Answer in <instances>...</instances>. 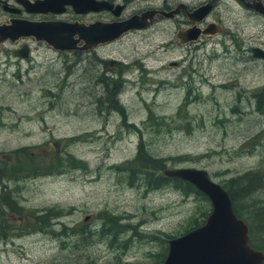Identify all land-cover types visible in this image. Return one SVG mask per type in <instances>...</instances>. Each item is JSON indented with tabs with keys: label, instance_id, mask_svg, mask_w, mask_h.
<instances>
[{
	"label": "rangeland",
	"instance_id": "obj_1",
	"mask_svg": "<svg viewBox=\"0 0 264 264\" xmlns=\"http://www.w3.org/2000/svg\"><path fill=\"white\" fill-rule=\"evenodd\" d=\"M162 1L135 0L132 5ZM236 3L215 2L210 17L223 30L195 49L175 46L176 20L161 18L147 30L98 49L96 59L86 54L83 61L73 56L63 61L39 45V55L31 51L33 60L21 63L18 77L0 64V161L11 162L12 150L21 147L38 156L40 165L53 166L60 157L50 173L16 181L15 197L24 211L9 214L15 228L0 240V264H154L166 243L164 233L180 231L190 215L206 209L205 201L183 196L171 185L144 189L116 172L112 165L132 157L138 134L121 125L115 105L123 106L126 121L142 127L150 154H187L164 168L201 167L217 182L253 170L258 187L245 201L262 197L264 103L258 109L254 94L264 97V57L252 55L250 48L264 50V17ZM30 61L40 64L25 72ZM115 67L121 73L114 83L93 85L97 75H109ZM147 108L163 123L142 125ZM66 153L83 164L66 161ZM45 206L63 209L51 219L53 232L30 229L23 216ZM103 210L119 215L129 230L122 229L111 242L93 235L77 249L73 235L57 231L62 224L97 231Z\"/></svg>",
	"mask_w": 264,
	"mask_h": 264
},
{
	"label": "water",
	"instance_id": "obj_2",
	"mask_svg": "<svg viewBox=\"0 0 264 264\" xmlns=\"http://www.w3.org/2000/svg\"><path fill=\"white\" fill-rule=\"evenodd\" d=\"M264 17L262 0H237ZM34 11L61 12L70 4L75 12L86 10H110L113 15L120 13L123 5L109 0H23ZM81 5V6H80ZM178 5L168 10L148 9L132 13L123 19L110 21L96 20L87 24L76 20L62 19L28 20L12 18L8 24H0V40L6 37L14 40L19 36H32L44 41L53 49H87L100 43L114 40L123 33L146 27L159 13L172 16ZM80 7H84L80 9ZM212 0L199 4L187 12L188 18L201 21L211 10ZM218 24L208 23L205 27L190 26L176 31L183 40L195 39L199 33L218 30ZM82 44H77L78 40ZM252 55L264 57V50L251 48ZM163 173L176 176L194 185L209 200L210 208L204 221L178 235L166 238V252L160 264H261L264 251L254 248L248 242L247 224L233 211L232 202L226 189L213 180L201 167L173 166L163 168Z\"/></svg>",
	"mask_w": 264,
	"mask_h": 264
},
{
	"label": "trees",
	"instance_id": "obj_3",
	"mask_svg": "<svg viewBox=\"0 0 264 264\" xmlns=\"http://www.w3.org/2000/svg\"><path fill=\"white\" fill-rule=\"evenodd\" d=\"M66 59L64 58L63 61ZM186 100L187 95L184 96L179 108L186 102ZM257 100V106H260L261 110V106L264 103V97L258 98ZM115 106H117L116 110L120 113L121 125H123L125 129L137 132L138 134L135 152L132 157L123 160L119 164L112 165L115 167L116 172L123 174V176L127 178L128 183H138L144 189H152L165 185H171L172 188L179 191L183 196H192V198L206 202V209H198L197 213L190 215L182 225V229L180 231H177L174 234L164 233L166 238L178 235L202 223L210 208V203L207 197L190 182L179 177L168 176L163 173V168L166 167L169 161L172 163L184 161L186 158H188L187 154L168 156H154L150 154L145 149L144 141L141 138L142 127L135 124L134 122L126 121L123 106ZM152 121L155 125H160L163 123L160 115L153 114L152 110L147 108L146 116L144 117L143 121H141V124L143 125L145 122L149 124ZM12 153L13 160L11 162L6 163L3 160L0 161V240L8 238L14 233L15 226H13L10 221H8L10 217L9 214L20 216L22 211H24V208L15 197L17 188V185L15 184L16 181L30 175L50 173L56 168L57 165H59L60 162L59 157L56 160V164L53 166L45 162L44 164L40 165L38 164L39 157L32 156V154L26 152V150L22 147L13 149ZM64 157V159L71 164H78V167L83 164L80 159L74 158L70 153H66ZM257 178H259V176L256 171L246 170L240 172L239 174L236 173L224 178L219 183L228 192L235 214L242 218L247 224L248 242L252 247L264 251V184L261 185L263 188L262 197H256V199L249 198L245 201L247 193L255 190L258 187L256 186V183H258ZM10 182H13L14 184H10ZM62 213L63 209L53 206H45L39 209L28 210L26 216L23 217L25 218V221L29 223L30 229H37L40 231L47 230L49 232H53V222L51 219L59 216ZM100 214L102 220L99 230L97 231L91 230L87 225H81L77 227L67 226L68 228H66L64 224H62L57 231H59V233H63L65 236L73 235V248L77 249L79 248L78 246L80 244H85L87 240L93 235L99 234L102 239L107 237L108 241L111 242L116 238L117 233L122 229L125 228L129 230L128 226H130V224L121 223L119 221V215L111 213L108 210H103L100 212ZM128 239L129 238L125 239L123 242ZM163 242H165V239ZM166 248V243H164L162 249L157 255V258L155 259L154 264L161 263L165 255ZM79 264L97 263L93 260H84ZM114 264L130 263L116 261ZM261 264H264V259Z\"/></svg>",
	"mask_w": 264,
	"mask_h": 264
},
{
	"label": "flooded vegetation",
	"instance_id": "obj_4",
	"mask_svg": "<svg viewBox=\"0 0 264 264\" xmlns=\"http://www.w3.org/2000/svg\"><path fill=\"white\" fill-rule=\"evenodd\" d=\"M29 1H32V0H29ZM109 1H112L114 3H121L123 5L118 15H113L111 11L107 9L86 10V11L75 12L70 4H65L64 9L61 12L56 13L50 10L39 12V11H34V10L29 9L25 5L23 0H0V24L10 23V19L12 18H23V19H28V20H43V19H62L66 21L76 20L78 22L87 24L89 22H93L96 20L110 21L113 19H123L132 13H138L140 11L148 10L152 8L156 10H160V9L168 10L178 5L179 3H183L184 5L179 6L178 10L174 12L172 16H169V17H164L160 15L159 13L155 12L154 13L155 19L151 23H149L146 27L129 30L114 40L100 43V44H97L87 49L73 48V49L59 50V49H53L52 47L47 45L44 41L35 40L32 36H24V37L19 36L18 38L14 40H11L10 38L6 37L0 40V64H3L5 70H6V67H8L7 70L9 71L15 70L13 71V73L16 72V75L18 77L20 76V69L23 68L21 66V63L25 61L33 60V57L31 55L32 50L35 51V55H39L37 52V47H40V46H42L47 52L52 51L57 56H61L62 59L66 58L67 56H71V57L73 56L74 58L73 57L72 58L75 59L76 62H79L80 60L83 61L85 59L86 54H90L94 57V59H96V57L98 58V56L95 55V51H98V49L108 47V45L121 39L123 36L127 34L130 35L133 32L147 30L152 24H154L161 18H166V19L172 18L176 20L177 27L175 29L174 36L176 38L177 44H175V46H182V45L187 46L191 44L193 45V48L195 49L196 44L198 42L213 40L215 34H218V32L223 30L221 26H218V30L216 31L199 33L195 39H189V40H183L175 35L177 30H182V29H185L193 25L203 28L210 22L219 24L216 22L215 19L210 17L214 4L218 0H212L211 10L206 14V16H204V18L201 21H198L195 23L193 20L188 18L187 12H189L195 6L202 4L208 0H199L198 2H195V3H187L185 0H177V1L173 0L172 2H169V4L168 3L165 4L164 2H167V1L163 0L161 4L159 5H152L149 3L143 4V5H132L135 0H109ZM244 1H251V0H244ZM236 2H237L236 3L237 5H240L243 8H247L246 6L243 5L242 3L243 1L240 2L236 0ZM83 8L84 7H80V9H83ZM247 9H250V8H247ZM77 44H82V40L81 39L78 40ZM29 63H32V65L26 68L25 72H27V70L30 69L32 66L40 64V63H36L35 61L33 62L30 61ZM110 71L114 74L112 73H110L109 75L103 74L104 77L97 75L94 81H92L94 83L93 85L99 84L100 82L105 83L104 85L114 83V81H116L117 78H119L121 69L117 70L115 67L114 70L110 69ZM240 88H241L240 90H242L244 88V85L241 84ZM240 90H238V93L240 92ZM254 95H255L254 99L255 98L258 99L261 97V95H263V93H260V94L258 93ZM248 100L249 99L243 100L244 106L245 105L247 106ZM256 105L258 104L256 103ZM247 109L248 108H244L243 110H247ZM164 239L166 240V238ZM166 247H167V244H166Z\"/></svg>",
	"mask_w": 264,
	"mask_h": 264
},
{
	"label": "bare ground",
	"instance_id": "obj_5",
	"mask_svg": "<svg viewBox=\"0 0 264 264\" xmlns=\"http://www.w3.org/2000/svg\"><path fill=\"white\" fill-rule=\"evenodd\" d=\"M262 103H263V102H262ZM259 107H260V106H259ZM259 107H257V108L259 109ZM261 108H262V107H261ZM258 109H257V110H258ZM263 110H264V109H263Z\"/></svg>",
	"mask_w": 264,
	"mask_h": 264
}]
</instances>
